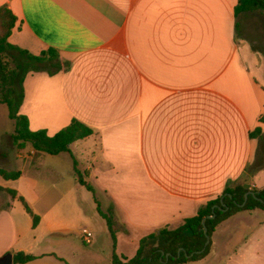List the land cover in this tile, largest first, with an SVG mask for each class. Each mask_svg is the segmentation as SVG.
<instances>
[{"label":"crops","instance_id":"1","mask_svg":"<svg viewBox=\"0 0 264 264\" xmlns=\"http://www.w3.org/2000/svg\"><path fill=\"white\" fill-rule=\"evenodd\" d=\"M236 3L0 0L17 18L8 41L34 55L53 48L62 63L53 74L24 76L19 112L29 128L53 135L75 118L92 130L55 155L17 148L14 126L0 132V167L20 171L0 175V187L17 195L0 191V259L96 264L95 251L108 264L112 251L130 258L141 237L181 225L246 179L264 134V52L252 46ZM0 112L8 115L1 103ZM256 127L261 135L251 137ZM74 160L94 192L77 182ZM249 177V187H264L263 168ZM18 196L38 216L35 226ZM97 206L112 211L114 243ZM259 230L264 210L227 217L192 264L229 260ZM17 252L35 258L13 262Z\"/></svg>","mask_w":264,"mask_h":264},{"label":"trees","instance_id":"2","mask_svg":"<svg viewBox=\"0 0 264 264\" xmlns=\"http://www.w3.org/2000/svg\"><path fill=\"white\" fill-rule=\"evenodd\" d=\"M256 10H260L264 14V0H237L234 6L236 16L240 13ZM16 20V16L6 4L0 5V103L6 106L8 118L13 122L12 142L17 148L29 143L36 152L50 155L69 151V144L90 135L92 133L91 128L72 118L66 126L53 135H48L44 129L31 130L28 126L27 117L19 112L23 99L22 82L24 76L29 71L38 70H45L48 74H53L61 69L62 63L59 60L57 51L53 48H47L38 55H34L11 44L8 37L16 24ZM63 66H66V63H63ZM260 121L264 122V114L260 117ZM260 135V127H256L250 132L251 137ZM73 168L77 182L88 191L94 192L93 187L85 181V173L76 167L75 160L73 161ZM0 175L5 179H16L19 177L20 171H7L0 167ZM249 190L256 191V197L263 199L264 187L256 189L244 183L226 186L220 195L207 200L201 205L196 215L184 218L181 225L175 228L164 226L141 237L137 250L132 257L119 256L115 251H112L111 264H188L204 258L210 248V242L205 245L206 235L210 238L216 226L224 219L244 211L264 210V202L251 194H248L247 200L241 205L244 194ZM0 191H5L11 197L17 196L16 191L13 189L0 187ZM228 194L231 196H228ZM221 198L227 209L214 208V217L205 219V235L202 219L212 214L213 205H220ZM18 199L31 215L33 226H35L38 222V216L31 211L21 196H18ZM97 211L104 219L114 243L115 231L111 209L103 212L97 206ZM34 258V255L17 252L13 255L12 261L24 263Z\"/></svg>","mask_w":264,"mask_h":264},{"label":"rangeland","instance_id":"3","mask_svg":"<svg viewBox=\"0 0 264 264\" xmlns=\"http://www.w3.org/2000/svg\"><path fill=\"white\" fill-rule=\"evenodd\" d=\"M243 14L240 20L245 25V33L250 38L252 46L259 48L264 52V14L260 10L240 13ZM7 109V108H6ZM5 128H13L11 120L8 115L0 112V132ZM258 168L264 169V134L259 137L258 140V151L254 157V160L248 168V175L246 179H242L239 184H247L249 186V181L251 175ZM246 182H244V181ZM102 222L100 218H97ZM98 222L95 223L96 227ZM243 233H240L238 238L234 239V243L240 240ZM239 242V241H238ZM96 264H108L106 258L100 254V252L95 251ZM191 262L190 264H192ZM221 264H264V232L259 230L256 232L252 238L249 240L248 244L242 246L238 253H232V257L229 260H224Z\"/></svg>","mask_w":264,"mask_h":264},{"label":"water","instance_id":"4","mask_svg":"<svg viewBox=\"0 0 264 264\" xmlns=\"http://www.w3.org/2000/svg\"><path fill=\"white\" fill-rule=\"evenodd\" d=\"M248 194H251L254 197H256V191H252V190L247 191L244 194L243 202L241 203V205H243L245 203V201L247 200ZM228 196H231V195L228 194ZM256 198L258 200H260L261 202H264V195H263V199L262 198H258V197H256ZM214 208H218L219 210H225V209H227L225 203H223V201H222V198L220 199V205H213V207H212V214L211 215H207L206 217H204L202 219L203 231H204L205 235H206V228H205L204 222H205V219L206 218H213L214 217ZM206 237H207V239H206L205 245H207L210 242V238L207 235H206ZM10 263H11V254L10 253L5 254L0 259V264H10Z\"/></svg>","mask_w":264,"mask_h":264},{"label":"built area","instance_id":"5","mask_svg":"<svg viewBox=\"0 0 264 264\" xmlns=\"http://www.w3.org/2000/svg\"><path fill=\"white\" fill-rule=\"evenodd\" d=\"M82 240L84 243L89 244L92 241L91 234L87 231V229H82Z\"/></svg>","mask_w":264,"mask_h":264}]
</instances>
